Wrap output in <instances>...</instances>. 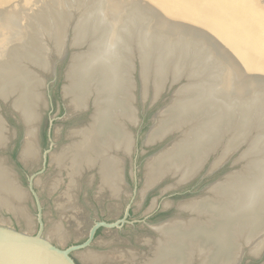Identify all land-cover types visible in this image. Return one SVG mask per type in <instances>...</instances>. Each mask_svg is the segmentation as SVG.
I'll use <instances>...</instances> for the list:
<instances>
[{"label": "bare ground", "instance_id": "bare-ground-1", "mask_svg": "<svg viewBox=\"0 0 264 264\" xmlns=\"http://www.w3.org/2000/svg\"><path fill=\"white\" fill-rule=\"evenodd\" d=\"M33 1L7 0L6 7L0 8V97L8 98L11 94L19 95L15 101L16 106L22 110V117L28 122L27 138L21 153V158L27 164L36 160L39 151L35 135L36 124L40 120L39 108L45 103L41 90L43 83L40 81V78L44 79V77L27 68L51 71L54 67L50 59L51 50L46 51V48L33 37L28 39L27 44L23 41L24 30L20 23V13ZM98 1L93 3V6H90L80 19L73 39L75 46H83V44L88 46L86 39H91L92 34L86 31L90 28L91 23L94 25V23L104 20L103 13L100 14L102 2ZM165 1H163L164 4L168 5L169 1ZM175 3V6L172 5L173 9L189 13L188 15L196 22H199L227 46L230 55H233L232 57L235 55L243 67L252 70L255 65L258 66L259 72H264V0H180ZM137 10L141 12L140 9L131 6L126 11L124 21L121 19V22L117 24L120 27L119 30L114 28L117 27L116 25L110 28L109 43H106L107 39L106 44H102L103 41L100 52L90 56L84 55V57L83 54L78 53L72 56L66 73L70 82L66 94L77 110H82L88 96L93 94L96 113L88 125L72 129L69 132V144L63 148L62 152L54 154L52 157V162L57 165L59 173L63 169L68 170L70 179L68 190L71 192L78 181L77 174L97 166L102 190H109L112 196H118L119 191L122 190L124 161L120 153L117 152L129 151L132 145L128 127H126V123H123L128 121L127 119L131 120L132 109L128 104L130 85L126 86V81L123 84L124 75L128 76L127 69L126 74L123 72L122 78L117 60L121 61V64L124 63L120 53L126 56L127 48L124 47L126 45L124 37L128 30H126L125 23L127 20L129 21L128 17L131 13H137ZM76 20L77 13L75 12L71 23H75ZM37 31L39 32V28ZM40 31L44 32L41 28ZM50 31L53 32V30ZM57 36L56 29V40H59L60 38ZM151 36L152 34H145L143 39V42L146 41L145 45L148 46ZM112 42L114 43L112 44ZM60 43L59 40V45ZM64 48L63 46V50L58 56L63 57L66 52H64ZM40 54L43 55L39 56ZM131 58L132 55L129 56V59ZM45 61L46 64H43ZM205 61L209 63V59ZM251 64L253 67H250ZM45 66L47 67L44 68ZM163 72L162 69L160 73ZM99 73L103 77H99ZM243 85L237 87L236 91H244ZM208 89L210 88L208 87ZM200 93L201 100L197 104L207 100L202 90ZM178 116L183 117L182 111H177L174 117ZM157 124L162 134L180 128L184 132L182 136L184 142L182 141L180 146L176 143L171 148H167L157 156V160L150 163L146 186L167 174L185 179L186 176L203 166L204 159L217 146L221 155L217 160L215 159L212 166L221 165L231 153L235 152L238 146L233 147L222 142L220 143L222 145H218L219 141L223 140L215 141L218 133V125L215 123L211 126L196 124L197 126L192 128L194 131L190 130L191 132L187 128L185 129L190 123ZM250 131V128L242 127L236 135L237 142L250 136ZM152 135L151 138L154 137V134ZM7 140L6 128L0 118V147H3ZM115 150L117 152L112 153ZM251 155L252 151L243 150L238 159L243 165L242 168L230 172L229 176L226 175V181L213 186L205 199L197 197L198 199L183 206L196 209L198 212L206 210L207 213H213V219L208 224L200 223L201 227L196 226L199 224L191 223L188 226L182 222L176 223L177 221L170 223L173 225L160 224L153 256L143 264H239L245 251L243 245L245 242L251 255L258 256L264 251V214L260 209L264 208V196H262L264 195V166L256 162L257 165H254L256 166L254 168L249 166V162L244 163ZM2 160L0 159V207L11 211L14 213L13 215L16 214L17 218L20 217L29 225L31 222L24 207V192L17 184L14 172ZM231 173H237L246 179L245 181L253 174L256 176L252 181L240 184L241 181L234 180ZM235 189L238 195H242L240 203H237L234 198ZM227 192L233 194L229 203L222 205L213 200L217 198L215 196L227 194ZM211 198L213 199L210 200ZM69 199L71 201L72 196L69 195ZM243 220L250 222L243 223ZM59 229L61 228L59 227ZM59 229L54 228L49 232V235L62 237ZM255 232L262 237H259L258 234L259 239L253 241L252 235L253 233L255 235ZM89 259L96 260L92 256Z\"/></svg>", "mask_w": 264, "mask_h": 264}, {"label": "water", "instance_id": "water-1", "mask_svg": "<svg viewBox=\"0 0 264 264\" xmlns=\"http://www.w3.org/2000/svg\"><path fill=\"white\" fill-rule=\"evenodd\" d=\"M128 1L129 0H101L102 6L100 14L103 13L102 17L104 20L98 23H94V25H92L91 23L90 28H88V30L86 31L89 34H92L91 39H86V41L88 42V46L85 44H83V46H75L73 43L75 31L77 32L76 27L77 25H79L80 19L86 13H83L82 16L79 15L80 17L77 18L75 23L72 24L70 22L71 19H69L66 23V25H68L67 32L72 34L71 38L68 41L65 40L66 35L64 36V34L60 33L61 29L63 30L62 32H64V29H57V34L59 33V35L62 36L65 40H62L61 43L63 44L65 42L66 44V52L63 57H58L54 53H52L54 54V56H56L57 61L63 60L66 57L69 49H84L83 51L71 54L68 65L66 66V69L64 71V81L66 82V85L63 87L64 96L68 99L71 105L72 103L70 102V99L66 94L70 87V82L66 77V73L69 69L72 56L78 53L83 54L84 57V55L90 56L92 54L100 52L101 43L104 41L102 43L104 44L106 39L108 41H106V43H109V37L111 34L110 28H113L114 25L117 26V24L121 22V19H123L124 21V18H126V11L130 7L125 9L124 5H126ZM134 1H137L138 3L133 6L141 10V12L143 13V18H141L138 13L134 12L131 13L129 17L127 16L129 18V21L127 20L125 26L126 30H128V33H126V37H124L126 39V45L124 47L127 48L126 56L123 53H120L122 54L124 60L123 64H121V61L117 60V64L121 68L120 73L122 72L121 77L123 78V72L126 74V69L128 73V76L125 77L124 75L123 84H125L126 81V86L130 85V98L128 104L132 109V116L131 120L126 118L128 121H124L123 123H126V127H128L129 131V125L136 126V123L138 121L134 94L136 88V82L134 79L135 72H138L139 80L142 85V99H145L147 94L146 90L148 88L145 87L144 84H148L149 87H151L153 100H156V98L158 99V97L164 92V90H171L173 89V87H176L171 93L168 104L163 108H160L154 114L151 120L150 130L145 135L142 143L144 146H150L163 141L170 135L175 134V137L170 140L169 143L162 150H160V152L151 156V158L148 159L149 161L147 160L148 162L145 169L146 174L144 181L145 187H147L146 183L150 163L157 160V156L167 148H171L176 143L179 144L178 146H180L182 144L181 142H184V139L182 137L184 132H182L180 128L179 130L169 131L166 134H162L160 132V129H158L159 125L157 123H190L187 127H185V129L187 128L188 131H194L192 130V128H194L198 124L200 125V123L205 126H211L213 123H215L218 125V133L215 137V141H219L220 139L223 140H220L218 145H222L220 144L221 142L225 145H232L233 147L238 145L235 152L231 153L226 160L233 158V156L236 154L238 156L235 158L234 162L238 164L239 155L243 152V150H249L252 151V155L248 159H246L244 163L249 162V166H252L254 168L256 167L254 165H257L256 162L264 166V90H258V92H254V94L251 95H249L250 93L246 94L253 90V87L255 85H264V72H259L257 70L258 66L256 67L253 62L252 63L254 67L252 64V66L250 65V67H253L252 70H249L247 67H243L240 61H238V59L235 57V55L234 57H232L233 55H230V50L227 48V46L219 41V39L215 37L214 34H212L209 30L201 26L199 22H196L194 18L188 15L189 13L173 9L172 5L175 6V2L180 0H167V2L169 1L168 5L164 4L166 2L165 0H163L165 2L159 0ZM172 1L175 2L172 3ZM4 7H6L5 3H3L0 8L3 9ZM114 28H116L117 30L120 29V27L118 26ZM145 34H152L151 38L149 39L150 46L149 44L148 46L145 45L146 41L143 42ZM187 41L189 43H186ZM49 43V47H52V49H54V40L47 38V45H49ZM113 43L114 42H112V44ZM114 45L113 47H115ZM128 53L132 55L131 59H129V56L131 55H127ZM226 55L227 57H229L228 59H226ZM206 59H209V63L205 61ZM51 62L54 66L53 70H55L57 62H53L52 60ZM114 62L116 63V60ZM205 67L206 69L204 70ZM27 69L31 70L33 73L34 71H36V73L45 71L44 73L50 75L53 74L52 78L55 77V73L53 71L51 73L49 69ZM162 69L164 72L160 73ZM213 69L214 72H212ZM100 76L103 77V75L99 73V77ZM40 81L43 83L41 90L45 98L43 88L46 85L42 78H40ZM243 84L246 86L244 87ZM242 85V89H244V91L242 90V92H237L236 88ZM208 87L210 89H208ZM200 90H202L203 95L205 93L204 97H206L207 100L201 104H197V102H200L201 100ZM18 98L19 95L17 94H11L8 98L0 97V107L1 102H3L4 104H8L10 111L13 115L16 116L18 123L23 129V140L19 155L20 159L24 163H27L21 158V153L23 144L25 143V140L27 138L28 122L22 117V110L16 106L15 101ZM44 106L48 107L46 98L44 105L39 108L40 120H38L36 124L35 135L38 148L39 143L37 134L43 115L41 109H43ZM72 106L75 108L74 105ZM78 111L80 113L89 112L85 124L88 125L93 120L92 116H94L96 113L95 97L93 96V94L88 96L82 110ZM177 111H182L183 117H174L177 114ZM0 118L2 123H4V127L6 128V120L1 115ZM244 126L251 129L249 133L250 136H248L241 142H237L236 135ZM152 134H154L153 138H151V136H153ZM261 143L263 144L261 145ZM6 145L7 142L3 144V146ZM51 146L52 142H50V147ZM131 147L129 151L122 150L117 152L115 150L112 153H120V155L123 157V161H125V157L129 155ZM2 148L3 147L1 146L0 149ZM217 148L219 147L217 146L215 150L204 159V164L202 167L198 168V170L196 169V171L186 176L185 179H181L179 176L173 174H167L156 180L153 187H156L158 183L167 178L170 180H175L173 185L175 187L185 185L189 182H192L202 172V170L205 168V165L208 166L205 170L207 175L215 172L216 170H218V168H220L217 166H212L215 159L217 160V158L221 155V152ZM49 153V150H45L42 153L44 164L47 162V155ZM38 154H40V150L38 151ZM87 170L96 171L101 183L98 166L90 169L88 168ZM231 174H233L232 176H234V180L238 179L239 181H241L240 184H245L247 183V181H252L256 176L253 174L247 181H245L246 179L239 176L237 173ZM225 177L226 176H223L217 182L206 187L204 195L198 198L205 199L207 194H210L213 186L226 181ZM122 178L123 183V168ZM28 188L29 191L33 194L34 198L37 200V208L39 211L37 220L39 222V230L35 234H30L0 223V264H76L75 260L79 264H94L80 250H73L87 246L94 234V231L100 225L111 228L117 226L118 224H95L90 230L89 240L81 246L68 248L70 246H73V244L68 239L52 243L49 239L46 238L45 234L43 233V223L41 221L40 206L38 203V198L33 191V184L31 182V179L29 180ZM149 190L152 189L145 188V190L142 192L146 193ZM230 192H227V194H219L218 196H215L217 197L216 199L211 198L210 200H216L218 204L220 203L222 205L224 203L227 204L232 200L233 197V194H231ZM241 197L242 195H238L235 189L234 198L237 203H240ZM191 201L193 200L186 201V204L188 205L189 203H191ZM260 209L264 214V208ZM182 211L187 213L186 217L177 215L172 219H168L165 222H162V225L167 226L170 223L177 221L176 223L179 224L182 222L183 224L189 226L191 225V223H194L199 224L196 226L201 227L200 223L206 222L208 224L214 216L213 213H207L206 210L198 212L196 211V209L190 207H183ZM258 217L261 219L260 214H258ZM249 220H243L242 222H250ZM158 228L159 227H155L152 229V232L157 236V238L159 236ZM258 234L259 233L255 232L254 235L253 233V241L254 239L256 241L257 239H259V237H262L260 234V236L257 237ZM157 238L155 242L157 241ZM243 245L245 247V251L243 252L244 254L239 264L242 263V260L247 255L254 260H260L263 256L264 251L258 256L251 255L246 242L243 243ZM71 251H73V257L71 256Z\"/></svg>", "mask_w": 264, "mask_h": 264}, {"label": "rangeland", "instance_id": "rangeland-1", "mask_svg": "<svg viewBox=\"0 0 264 264\" xmlns=\"http://www.w3.org/2000/svg\"><path fill=\"white\" fill-rule=\"evenodd\" d=\"M6 1L0 0V7ZM96 1L34 0L24 10H21L20 23L23 26L22 28L25 29L23 32L24 43L27 44L28 39L33 37L46 48V51L51 50L50 59L57 63L55 70L51 69L50 71L55 73L54 78H52L53 74L50 75L44 73L45 71H40L46 85L43 86V92L48 107L44 106L41 109L43 115L37 134L40 154L36 155L34 162L27 164L20 159L19 152L23 140V129L16 116L10 111L8 104L1 102L0 115L7 122L6 135L9 140L7 147L0 150V159L6 158L3 162L8 168L12 169L17 184L23 189L25 195L24 207L31 223L27 225L20 217L17 218L16 214L13 215L14 213L2 207H0V223L30 234L37 232L39 227L37 221L38 211L32 195L28 192L29 180L31 179L33 191L41 207L43 231H45L46 238L52 243L68 239L73 245L82 244L96 222L104 221L108 225L118 224L117 227L101 228L90 247L80 249V251L88 259L90 256L96 258L95 261H92L95 264H143L153 256L156 244L154 241L157 238L152 232L153 228L177 215L182 214L183 217H186L187 213L182 211L186 201L203 196L206 187L230 174V172L239 170L243 165L241 161L238 164L234 162L238 156L235 154L233 158L222 162V165L219 164L217 167L220 168L209 175L205 172L208 167L205 165L202 172L192 182L185 185L174 187L175 180L167 178L158 183L156 187H153L156 181L145 187V169L148 159L160 152L175 137V134L150 146H144L142 143L145 135L150 130L154 114L168 104L171 93L176 87L171 90H164L158 99L153 100L151 87L143 83L148 88L145 99H142V85L138 72H135L136 88L134 94L138 121L136 126L129 125L133 144L129 155L125 157L126 162L124 161L123 164L125 174L124 181L121 184L122 190L118 196L110 195L109 190L101 189L100 178L96 171L87 169L81 171V174H77L78 181L73 191L68 190L70 180L68 170L63 169L60 174L57 165L52 162V157L54 154L62 152L63 148L69 144V132L72 129L86 124L89 112L80 113L69 103L63 91V87L66 85L64 71L70 56L84 49H69L66 57L57 61L56 56L61 53L63 46L65 47L66 44L64 42L59 45V40L62 42L64 39L58 33L57 38L60 39L56 40V29L63 28L64 32L61 29L60 33L66 35L65 40L68 41L72 36L71 33L67 32L68 25L66 23L68 20L71 19L70 22L72 21L75 12L77 18L82 16V13H85ZM137 3V1L129 0L124 8L127 9ZM137 13L143 16V13L138 10ZM38 28L39 32L37 31ZM40 28L44 32H41ZM50 30H53V32ZM47 38L54 40V49L49 47L50 43L47 45ZM41 55L43 54L39 56ZM44 63L46 64V61ZM253 88L246 94L250 93L249 95H251L258 92V90L262 91L264 85L257 84ZM44 134L49 136L50 140L43 144ZM50 142H52L51 147ZM45 150L50 152L47 155L46 164L42 159V153ZM59 177L61 178L59 179ZM150 187L152 190L146 193L142 192L145 188L150 189ZM68 194L73 198L71 201ZM128 209L130 216L125 219V213ZM54 228L60 230V236L62 237L49 235V232ZM241 264H264V253L260 260H254L247 255Z\"/></svg>", "mask_w": 264, "mask_h": 264}, {"label": "flooded vegetation", "instance_id": "flooded-vegetation-1", "mask_svg": "<svg viewBox=\"0 0 264 264\" xmlns=\"http://www.w3.org/2000/svg\"><path fill=\"white\" fill-rule=\"evenodd\" d=\"M7 139L9 140V137H7ZM8 140H7V143H8ZM43 144L46 142V141H49L50 140V137L49 136H46V137H43ZM7 147V145L6 146H3V148L2 149H5ZM2 149H0V150H2ZM3 159H6V158H3ZM2 161H4L5 162V160H2ZM46 164V163H45ZM6 165V164H5ZM7 166V165H6ZM23 190V189H22ZM31 195H32V198H33V200H34V202H35V204H36V207H37V200L34 198V196H33V194L30 192V191H28ZM108 192V191H107ZM109 194H110V192H109ZM38 203H39V201H38ZM39 206H40V204H39ZM37 211H38V208H37ZM40 212H41V207H40ZM38 213H39V211H38ZM38 216V215H37ZM125 219L128 217V216H130V211H129V209L126 211V213H125ZM38 221V220H37ZM41 221H42V217H41ZM97 223H104V221L103 222H96L95 224H97ZM38 224H39V222H38ZM117 227V226H116ZM101 228H107V227H105V226H103V225H100L99 227H97V229L94 231V234H93V236H92V238H91V240H90V242L87 244V246H85V247H81V248H79V249H76V250H73V251H78V250H80V249H85L86 247H90V245H91V243H92V241L96 238V236H98V233H99V231H100V229ZM38 230H39V227H38ZM38 230H37V232H38ZM36 232V233H37ZM43 233H45V231H43ZM90 234V233H89ZM89 240V235H88V237H87V239L85 240V242H83L82 244H78V245H73V246H70V247H68V248H71V247H77V246H81V245H83V244H85L87 241ZM73 251H71V256H72V252ZM73 257V256H72ZM74 259V258H73ZM75 260V259H74ZM75 262H76V264H79L76 260H75Z\"/></svg>", "mask_w": 264, "mask_h": 264}, {"label": "trees", "instance_id": "trees-1", "mask_svg": "<svg viewBox=\"0 0 264 264\" xmlns=\"http://www.w3.org/2000/svg\"><path fill=\"white\" fill-rule=\"evenodd\" d=\"M44 137H46V135L44 134Z\"/></svg>", "mask_w": 264, "mask_h": 264}]
</instances>
